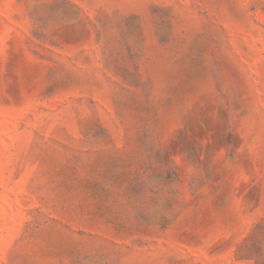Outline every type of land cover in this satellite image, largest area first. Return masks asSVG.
I'll return each instance as SVG.
<instances>
[{
    "label": "rangeland",
    "instance_id": "obj_1",
    "mask_svg": "<svg viewBox=\"0 0 264 264\" xmlns=\"http://www.w3.org/2000/svg\"><path fill=\"white\" fill-rule=\"evenodd\" d=\"M0 264H264V0H0Z\"/></svg>",
    "mask_w": 264,
    "mask_h": 264
}]
</instances>
